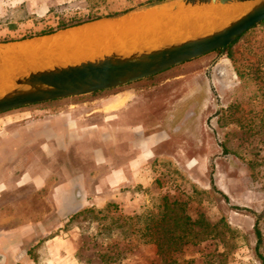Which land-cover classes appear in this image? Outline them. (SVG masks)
<instances>
[{
  "label": "rangeland",
  "instance_id": "1",
  "mask_svg": "<svg viewBox=\"0 0 264 264\" xmlns=\"http://www.w3.org/2000/svg\"><path fill=\"white\" fill-rule=\"evenodd\" d=\"M150 1L154 0H0V42L65 30L73 22L82 24L125 12L134 15ZM228 53L234 57L241 76L235 74ZM156 74L146 84L131 82L89 96L58 98L0 113V135L9 132L12 136L20 124L40 118L49 121L46 119L64 112L69 101L86 98L76 103L82 112L98 113L79 134L83 142L78 150L68 146L66 139L63 147L56 145L62 137L37 140L40 157L53 160L52 176L37 180L38 186L42 179L48 181V187L40 188V192L72 179L66 176L71 168L65 171L64 167L75 162V157L89 168L79 171L83 173L79 177L82 182L68 184L64 208H69L64 209V226L59 228L60 233L54 229L52 234L71 233L79 242L78 253L85 264H128V257L138 246L155 245L139 242L142 229L151 224L150 216L156 219L165 214L164 220H168L183 211L191 219H204L210 225L196 236L195 244L187 242L171 251L176 264H260L254 224L257 220L261 232L258 252L264 257V22L242 33L225 52L213 50ZM122 88L154 101L128 123L129 128L122 119L117 125L108 120V97ZM156 132L165 136L160 144L147 150L148 145L141 143ZM62 157L61 167L58 161ZM142 157L147 159L137 172H128L117 186L108 187L105 166L124 167ZM8 164L16 173L11 178L0 173V203L13 197L25 170L14 158ZM6 166V162H0L1 170ZM97 184L101 191L91 192ZM80 196L91 201V206L74 210L72 202ZM146 213L150 216L144 219ZM137 214L143 217L135 219ZM16 220L13 217L11 221ZM157 255L160 264L167 263Z\"/></svg>",
  "mask_w": 264,
  "mask_h": 264
},
{
  "label": "crops",
  "instance_id": "2",
  "mask_svg": "<svg viewBox=\"0 0 264 264\" xmlns=\"http://www.w3.org/2000/svg\"><path fill=\"white\" fill-rule=\"evenodd\" d=\"M142 98L143 95L140 92L127 90V88L114 91L108 97V102L110 103L109 123L117 125V121L122 119L125 128L128 127V123L131 120H136V116H140L144 109L149 108V104L153 106L154 101H146V99L143 100ZM141 99L143 101L138 105L140 103L138 100ZM77 101H69L71 104L67 106L64 112L57 113L54 115L55 117L52 116L46 119L49 121H43L40 118L38 121L26 125L20 124L14 128V136L9 132L0 135V162L3 164L7 163L5 168L2 170L0 168V173L3 172L6 178H11L16 173V169L11 168L8 164L13 158L14 162L18 160L21 166L24 165L25 169L19 177L21 183L13 190V197L0 203V264H85L84 257L79 256L78 253L79 242L75 241L71 233H62L60 235L59 233L62 229L59 228L64 226V217L66 216V214L64 215V209L69 208L67 206L64 208V193L68 191L67 186L74 180L79 183L82 182L79 177L83 176V173L80 172H84L87 167L79 164L78 158L75 157V162L71 161L70 164L68 163L64 167L65 171L71 168L70 171H67L66 176H73V178L68 179L67 182L62 180L56 187L40 192V188L48 187L46 185L48 181L44 183L42 179L38 186L37 180L38 178L47 179L52 176L51 164L53 160L49 161L46 157L44 159L41 158V151L35 147L40 137H57V140L62 137L61 142L56 143V145L60 144L63 147V139H66L68 146L74 145L78 150V147L83 142L80 141L79 134L85 128V124L93 120L94 114L98 113L93 110L82 112L83 108L76 104L78 103ZM59 114H64V116H58ZM78 114L80 116H77ZM130 129H136V127L130 126ZM133 131L135 132L136 130ZM74 133H78L76 138L72 137ZM164 136L165 133H152L141 144H147L148 150L152 145L160 144ZM48 143L45 142V145L47 146ZM49 144L51 147L52 143ZM10 149H13V151L9 152ZM113 149L116 152V147H113ZM53 150L57 149L54 148ZM146 157L131 160L124 167L123 165H114L111 168L105 166L103 169L106 170L105 177L107 178L108 187L114 188L117 186L126 178L128 172H137V168L142 166L144 160L148 158ZM49 162L50 168H47ZM58 162L61 167L64 166L63 157ZM40 167L44 169L38 172ZM91 167L93 170L96 169L94 162H91ZM74 172H79V174L72 175ZM99 190L100 188L97 184V186H92L91 192H100L101 190ZM81 191L85 193L84 187L81 188ZM41 195L43 196L41 197ZM52 195L55 196L52 198ZM72 203L74 210H79L88 205L91 206V201L87 202V199L83 196L75 198ZM13 217L17 219L15 222L11 221ZM10 221L11 224L7 227V223ZM54 229L58 230L59 233L52 234ZM152 261L158 264L161 262L154 244L138 246L127 259L128 264H150Z\"/></svg>",
  "mask_w": 264,
  "mask_h": 264
},
{
  "label": "water",
  "instance_id": "3",
  "mask_svg": "<svg viewBox=\"0 0 264 264\" xmlns=\"http://www.w3.org/2000/svg\"><path fill=\"white\" fill-rule=\"evenodd\" d=\"M233 3L246 4V8L237 16L209 31L201 30L154 46H138L131 50L113 48L96 56L64 63L57 61L51 64L40 61L31 63L21 57L19 58L21 65L11 67L12 70L8 74L9 85L0 89V113L34 103L82 96L119 87L215 49H224L242 33L264 19V0H154L133 12L147 10L174 12L185 7ZM126 13L128 12L105 18L128 15ZM60 30L36 37L2 41L0 48L6 46L17 48L33 38L55 34Z\"/></svg>",
  "mask_w": 264,
  "mask_h": 264
},
{
  "label": "bare ground",
  "instance_id": "4",
  "mask_svg": "<svg viewBox=\"0 0 264 264\" xmlns=\"http://www.w3.org/2000/svg\"><path fill=\"white\" fill-rule=\"evenodd\" d=\"M246 4H210L179 8L174 12L147 10L134 15L86 22L55 34L37 37L15 48H0V89L9 85L11 67L19 58L44 64L79 61L113 48L131 50L209 31L240 14Z\"/></svg>",
  "mask_w": 264,
  "mask_h": 264
},
{
  "label": "trees",
  "instance_id": "5",
  "mask_svg": "<svg viewBox=\"0 0 264 264\" xmlns=\"http://www.w3.org/2000/svg\"><path fill=\"white\" fill-rule=\"evenodd\" d=\"M261 22H264V19ZM77 23H79V22H73V23H70L69 25L72 26V25H75ZM51 32H53V31L50 30V31H46L45 33H51ZM236 40H234L230 44H228L224 48V52L226 50H228L229 47ZM215 50H221V49H215ZM228 58L230 59V61L232 63V67H233L235 74H238L239 76H241V73L239 71V67L236 64L234 57H232L231 54L229 55V53H228ZM176 66H178V65H176ZM155 75H157V74L148 76V77L143 78V79H139L137 81H134L133 83L146 84ZM129 84H131V83H128V84H125L122 86H126ZM122 86L115 87V88H121ZM111 89H113V88H111ZM102 91H105V90L95 91L91 94L84 95V96L97 94V93H100ZM77 97H81V96H77ZM66 98H73V97H66ZM171 204L175 205L178 203L175 201H172ZM178 209L182 210V206L180 204H178ZM149 214L150 213H146V215H144V219H146L148 216H150ZM134 217H135V219H139V218H142L143 215L141 216V215L137 214ZM152 217L153 216L149 217L151 219V224L147 223L146 226L142 229L143 231L140 234L142 239L139 242H141V243H151V242L155 243L157 253L160 255L162 262H165V261L167 262L166 264H176V259L170 257L171 251L179 250L180 246L187 243V242L195 244L197 242L195 239L196 236L201 234V232H203V229L205 227H209V225H210L204 219H191L190 216L187 215L186 213H184L183 211H181L179 215L174 214V215L170 216L168 220H164L165 214H162L159 218H156V219H153ZM212 226H214V224L211 225V227ZM197 227H198V229H197ZM254 234L257 237V241H256V245H255V249H256L255 252L258 255V258L260 260V264H264V257L258 252V246H259V243L261 240V232H260L259 227L257 226V220L255 221V224H254Z\"/></svg>",
  "mask_w": 264,
  "mask_h": 264
}]
</instances>
